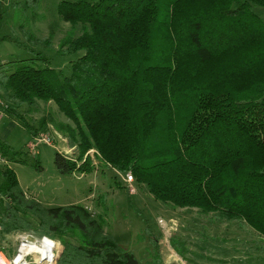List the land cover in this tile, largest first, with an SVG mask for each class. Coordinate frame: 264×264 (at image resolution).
Masks as SVG:
<instances>
[{
  "label": "trees",
  "instance_id": "trees-1",
  "mask_svg": "<svg viewBox=\"0 0 264 264\" xmlns=\"http://www.w3.org/2000/svg\"><path fill=\"white\" fill-rule=\"evenodd\" d=\"M40 3L13 4L23 15H37ZM260 7L264 0H61L60 17L82 30L65 37L58 50L64 57L83 51L65 76L49 65L52 36L39 37L26 26L12 36L2 33V2L0 43L10 41L31 55L11 68L0 61L4 108L33 139L51 125L79 149L78 160L93 149L103 165L117 175L131 172L136 184L173 209L237 221L264 245ZM40 102H53L67 122L49 114L33 124L28 113ZM24 153L0 138L8 162L0 165L2 235L34 231L58 238L57 264H140L85 205L28 199L13 167L26 161ZM54 162L69 176L95 168L90 158L81 164L58 151ZM181 238L174 235L171 244L184 256L190 248ZM151 239L158 238L153 233Z\"/></svg>",
  "mask_w": 264,
  "mask_h": 264
},
{
  "label": "rangeland",
  "instance_id": "rangeland-1",
  "mask_svg": "<svg viewBox=\"0 0 264 264\" xmlns=\"http://www.w3.org/2000/svg\"><path fill=\"white\" fill-rule=\"evenodd\" d=\"M15 1L23 0H0V6L3 2L6 7L2 33L12 36L15 31L20 33V27L26 26L39 37L52 36L55 50L50 52L52 58L49 65L69 76L73 63L83 55V51L64 57L58 50L65 37H77L82 34V30L60 17L58 6L61 0H41L37 15L32 10L23 15L20 7L16 8L13 4ZM255 11L264 19V8ZM30 56L10 41L0 43V61L8 64L9 68L15 64L12 62L15 59H27ZM0 103H3L4 109L0 107V112L4 114L0 116V138L11 149L25 151L26 154V161L17 162L13 167L28 199L36 198L46 206L85 205L92 213L102 217L105 231L112 233L125 248L133 252L140 264H264V245L256 241L257 234L249 226L237 221L233 224L219 223L209 216L203 217L196 209H173L157 200L145 185L136 184L135 181L132 184L136 192L131 193L121 174L117 175L112 167L103 165L96 158L95 150L88 151L82 160H78L79 149L70 147L68 139L51 125L47 131H40V134L51 137V145L38 142V153H29L26 147L33 140L32 133L6 112L4 98L0 97ZM37 107L36 111L28 113L35 120L33 124L37 125L40 119L49 114L67 122L65 115L53 102H40ZM56 151L74 157L81 164L90 158L95 168L93 172L83 175L77 172L70 176L63 175L55 166ZM135 206L142 214L137 213ZM144 218L151 227L150 234ZM160 219L169 222L170 230L163 229ZM153 233L157 241L151 239ZM174 235H178V239H186L189 244L190 250L184 256L178 254L171 244ZM15 244L14 238L7 239V246ZM62 248L63 245L61 251Z\"/></svg>",
  "mask_w": 264,
  "mask_h": 264
},
{
  "label": "built area",
  "instance_id": "built-area-1",
  "mask_svg": "<svg viewBox=\"0 0 264 264\" xmlns=\"http://www.w3.org/2000/svg\"><path fill=\"white\" fill-rule=\"evenodd\" d=\"M3 104V103H2ZM6 107V105H4ZM38 142H45L49 145L52 139L48 135L40 134L29 143L31 152L38 153L36 150ZM8 164L7 160L0 155V165ZM121 174L122 179L129 185L131 193L136 192V187L132 184L134 176L131 172ZM171 222H173L171 220ZM164 230H170L169 222L160 219L159 222ZM175 224V223H174ZM2 229L0 227V264H57L61 242L50 236H40L34 231L16 232L10 236L14 238L16 244L11 252L8 251L7 244L2 239ZM10 248L12 246H9Z\"/></svg>",
  "mask_w": 264,
  "mask_h": 264
},
{
  "label": "crops",
  "instance_id": "crops-1",
  "mask_svg": "<svg viewBox=\"0 0 264 264\" xmlns=\"http://www.w3.org/2000/svg\"><path fill=\"white\" fill-rule=\"evenodd\" d=\"M0 107L3 109V106H2L1 103H0ZM3 110H4V109H3ZM1 115H4V114L0 112V116H1ZM11 235H13V234H11ZM11 235H7V236L5 235V236H2V239H1V240H3V241L7 244V239L10 238ZM14 247H15V246H12V247L10 248V247L8 246V251L11 250V249L13 250Z\"/></svg>",
  "mask_w": 264,
  "mask_h": 264
}]
</instances>
